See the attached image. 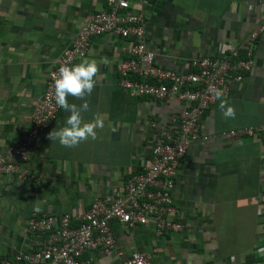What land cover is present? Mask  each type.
Listing matches in <instances>:
<instances>
[{
	"label": "crops",
	"instance_id": "crops-1",
	"mask_svg": "<svg viewBox=\"0 0 264 264\" xmlns=\"http://www.w3.org/2000/svg\"><path fill=\"white\" fill-rule=\"evenodd\" d=\"M140 7L145 43L153 63L178 73L191 61L236 47L264 18V0H130ZM103 0H0V153L27 130L30 113L44 89L47 72L70 44L86 16ZM128 40L104 33L92 37L84 57L107 58L90 97L86 121L105 116L97 139L68 149L47 138L65 125L58 110L37 152L21 164V175H0V264L18 251L35 248L43 233L25 229L37 214H77L95 197L117 194L126 177L150 160L154 136L184 107L177 100L133 96L118 83L117 62ZM224 98L236 110L222 115L218 99L203 112L205 140L187 145L171 190L174 219L182 228L156 236L151 224L110 223L114 252H86L88 264H122L132 251L150 253V264H264V140H234L222 131L264 123V31L250 70L231 82ZM69 102L82 101L69 97Z\"/></svg>",
	"mask_w": 264,
	"mask_h": 264
},
{
	"label": "built area",
	"instance_id": "built-area-1",
	"mask_svg": "<svg viewBox=\"0 0 264 264\" xmlns=\"http://www.w3.org/2000/svg\"><path fill=\"white\" fill-rule=\"evenodd\" d=\"M103 2L104 7L86 16L70 44L54 59L30 113L27 130L0 153V175H21V164L37 152L44 131L59 110L54 99L59 68L72 66L76 59L84 57L92 37L110 33L128 40L116 72L119 85L129 94L161 102L177 100L184 107L173 113L154 136L149 163L142 171L129 174L119 193L95 197L77 214L29 217L26 231L43 233L44 237L32 250L16 252L12 257L15 264H88L82 255L93 250L110 256L115 245L110 223L129 227L149 223L156 236L181 230L182 225L174 219L176 208L171 199L178 162L190 142L207 139L199 131L203 112L216 98L217 89L224 94L231 82L240 81L250 70L254 44L264 31L263 18L236 47L222 55L193 59L190 70L178 73L153 63V53L145 43L140 7L130 0ZM220 135L234 140H264V123L228 129ZM258 199L264 204V187ZM150 256L132 251L122 264H150ZM2 264L9 262L2 260Z\"/></svg>",
	"mask_w": 264,
	"mask_h": 264
},
{
	"label": "clouds",
	"instance_id": "clouds-1",
	"mask_svg": "<svg viewBox=\"0 0 264 264\" xmlns=\"http://www.w3.org/2000/svg\"><path fill=\"white\" fill-rule=\"evenodd\" d=\"M107 58L83 59L72 66H61L54 81V99L56 105L69 113L65 119V125L58 130L48 133L47 138L68 149L78 147L89 139H97V130L105 127V116L95 113L93 119L86 121L84 113L90 111L87 97L94 91L97 81L101 78L100 65H109ZM69 97L82 101V104L69 102ZM215 97L220 101L219 107L225 118H235L236 110L230 106L224 98L221 90L215 91Z\"/></svg>",
	"mask_w": 264,
	"mask_h": 264
},
{
	"label": "trees",
	"instance_id": "trees-1",
	"mask_svg": "<svg viewBox=\"0 0 264 264\" xmlns=\"http://www.w3.org/2000/svg\"><path fill=\"white\" fill-rule=\"evenodd\" d=\"M35 216H37V214Z\"/></svg>",
	"mask_w": 264,
	"mask_h": 264
}]
</instances>
